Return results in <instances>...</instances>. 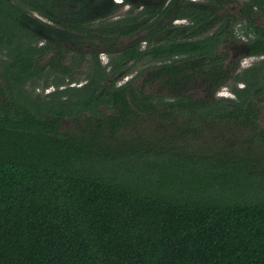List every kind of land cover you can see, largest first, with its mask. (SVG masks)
Returning <instances> with one entry per match:
<instances>
[{"label": "trees", "instance_id": "obj_1", "mask_svg": "<svg viewBox=\"0 0 264 264\" xmlns=\"http://www.w3.org/2000/svg\"><path fill=\"white\" fill-rule=\"evenodd\" d=\"M98 2L109 4L86 0L84 16L50 5L48 19L67 30L35 21L36 45L18 28L29 23L4 7L14 21L0 23V53L7 43L17 55L0 56V264H264L259 88H235V98L187 90L194 73L223 80L201 64L216 44L194 38L210 18L204 11L163 37L158 26L141 33L153 15L107 20ZM46 4L34 3L41 11ZM87 44L104 47L110 60L103 65L87 49L86 81L71 86L78 60L64 57ZM45 72L57 86L68 77L67 87L26 94L28 80ZM226 124L244 148L233 147ZM212 133L228 146L197 144Z\"/></svg>", "mask_w": 264, "mask_h": 264}, {"label": "flooded vegetation", "instance_id": "obj_2", "mask_svg": "<svg viewBox=\"0 0 264 264\" xmlns=\"http://www.w3.org/2000/svg\"><path fill=\"white\" fill-rule=\"evenodd\" d=\"M37 1L38 0H0V23H7V25L12 24L14 19L8 14L7 9H4V7L13 6V8H15V20L29 23L28 25H20L18 28L26 37L24 41L26 42L28 39L32 45H36V41L33 37H37L34 33V30H37V26L32 25L35 21L45 22L46 24L49 23L56 29L62 31L67 30L65 27L59 26L52 19H48V15L53 13L48 9L50 5H54L59 11H62V14L70 15L73 13L80 14L81 16L85 15L84 9L86 0H47L45 6L46 11H41L37 5H34ZM89 1L93 2L94 0ZM108 3V5H103V3L98 2L95 12L97 14H106L105 19L107 20L123 16H129L131 18L142 16L143 18H147L153 15L151 18L147 19L148 22L145 19V23H152L153 25L143 28L141 33L148 34L150 31L152 32L154 30L155 26H158L163 37L170 33L172 29L191 23V18L197 14L196 11H204L201 15L210 18L205 22V25L196 26V28L204 30L201 32L200 36H195L194 38L195 40L201 39L207 41L212 47L214 40L216 44L213 55H209L208 58L199 57H202L200 59L202 66H208L211 72H213L214 69L217 71V73H212L213 77L216 79L223 77V80L213 85L212 82L207 81L205 76L199 78V75L194 73L192 77L193 81L190 80L187 90L193 92V94L195 93L197 96L209 95L217 98H235V88H239L240 90L259 88V92H255V96L260 98L257 104L261 111L262 102L264 101V0H108ZM106 6H108V8ZM69 8H76L80 10V12H68L67 9ZM65 9L66 12L63 13ZM178 14L184 15V17L177 18L176 16ZM57 15L60 16L59 12ZM172 17L175 19L173 20ZM156 20H158V23L155 24ZM131 25L132 29L135 28L133 22H131ZM95 29H97V27ZM79 30L81 31L82 29L79 28ZM215 34H217L216 39L214 38ZM7 39L8 36H6V40ZM133 39H139V37H132L131 40ZM96 43L99 44V42ZM20 44L19 39L14 38L15 46L13 47H17ZM40 44H43V42ZM147 44L148 39H143L141 42L142 48H145ZM103 48L104 47L101 46H99V48H94L93 45L87 44L81 47V53L74 50L67 52L63 62L68 65L72 64V59L76 56L78 60V65L73 73L74 81L71 83V86H82L86 81L84 72L85 63L83 62L84 56L90 55L92 57V50L99 53L100 49ZM87 49H90L91 52L86 54L84 51ZM16 55L17 53L15 50L9 51L7 43L3 44V52L0 53L3 59L12 60ZM197 59L199 58H194L191 61L198 63ZM79 60H81V62ZM147 65H150V63H147ZM132 73L133 71L122 76L117 84H123L127 80L133 78L136 73H133V75ZM59 75H62V73H59ZM129 75L132 76L122 82ZM37 77L38 76L35 75L25 84L24 91L26 94H39L41 96L51 95L57 90H62L67 87L66 83L69 82V78L65 75L64 77L66 78L63 79L65 80L63 82L65 84L61 83L60 86H57L52 74ZM48 77L49 81H46ZM139 83L140 81L138 84ZM152 87L153 86L150 85V91ZM224 87L229 88L230 95H219L220 90ZM66 122H68V120L64 121L63 124ZM183 139L187 147H195L192 145V139Z\"/></svg>", "mask_w": 264, "mask_h": 264}, {"label": "rangeland", "instance_id": "obj_3", "mask_svg": "<svg viewBox=\"0 0 264 264\" xmlns=\"http://www.w3.org/2000/svg\"><path fill=\"white\" fill-rule=\"evenodd\" d=\"M129 40H130V39H126L125 41L123 40V44H122V46L126 45V44L129 42ZM118 45H121V44H118ZM99 53H100V59H101V61H102V64H103V65L106 64V63L108 62L109 58H110V55L107 54V53H105V52H99ZM68 59H69V58H68ZM90 59H91V56H90V55L84 56V58H83V62L86 64V61H88V60H90ZM79 61L81 62V60H79ZM146 66H148V65L146 64L145 67H146ZM143 67H144V64L139 65L138 67H136V69L133 70V73L135 74V73L139 72L141 69H143ZM133 73H132V75H133ZM132 75H129L128 77H126L122 82L126 81V80H127L128 78H130ZM46 81H49V77H48V79H47ZM139 81L141 82L142 80L140 79ZM120 83H121V82H120ZM154 86H155V85H154ZM154 86L152 87V90L156 89ZM219 95H224V96H226V95H230V90H229V88H228V87H224V88H222V89L220 90V92H219ZM260 124L264 127V101L262 102V109H261V115H260ZM70 125H71L70 122H66V123L63 124L62 129H63V130H67V128H69ZM226 128H227V129H230V130H229V131H230V135L234 136L233 138L236 139V141H237V143H235V144L233 145V147H235V149H237V148H244V145H245V144L243 143V141H242V139H241V137H242L241 132H239V131H237V130L231 128V127H230V124H226ZM140 132H141V134H143V135L145 134L144 131H140ZM232 136H230V138H231ZM193 144H194V146H195L196 148H199V147L197 146V144H199V145L207 144V145H209V147H208L206 150H208V149H215V147H216L217 149H223V148H225L226 145L228 146V143H225V142H224L223 137L217 135L216 133H212V134H210L208 137L200 139V140L197 142V144H196V142H193Z\"/></svg>", "mask_w": 264, "mask_h": 264}]
</instances>
